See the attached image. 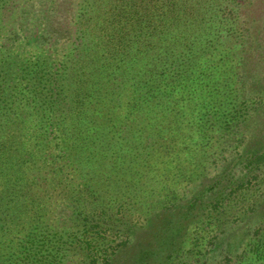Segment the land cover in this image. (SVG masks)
I'll use <instances>...</instances> for the list:
<instances>
[{
    "label": "trees",
    "instance_id": "obj_1",
    "mask_svg": "<svg viewBox=\"0 0 264 264\" xmlns=\"http://www.w3.org/2000/svg\"><path fill=\"white\" fill-rule=\"evenodd\" d=\"M260 109L264 0H0V264H264Z\"/></svg>",
    "mask_w": 264,
    "mask_h": 264
},
{
    "label": "rangeland",
    "instance_id": "obj_2",
    "mask_svg": "<svg viewBox=\"0 0 264 264\" xmlns=\"http://www.w3.org/2000/svg\"><path fill=\"white\" fill-rule=\"evenodd\" d=\"M262 111H263L262 109H260L259 111L254 110V112L257 114V118H260V121L264 122V114ZM261 112H262V114H261ZM246 136H247V140H248L247 145L250 144L251 147L255 148L254 146H256L255 142L257 141V137L258 136L260 138L264 137V129H262V126H259L257 124V122H254V123H252V126L250 127V129L246 131ZM243 142H245V141H243ZM231 144H232V147H230V148H235L237 146V144H239V142L232 141ZM240 145L243 146V144H240ZM238 148L240 149V146ZM238 148L237 149H231V151H229V152L230 153H236ZM207 166H209V165H207ZM237 169H238V171L236 173L237 175H240L241 171H242V173L245 172V167H243V165H241V166L238 165ZM209 170L214 172L213 168H210ZM263 176H264V174H263ZM255 180H254V184L256 185V183H257L259 186V183H258L259 179H258V181L256 180V183H255ZM182 187L180 188V191H179V195H180L181 199L185 198V197L189 198L194 194L195 186L193 185V183L190 186H186L184 188H182ZM261 191H263L262 200H264V184H263ZM156 198H158V197L156 196L155 198L153 197V198L148 199V204L151 205L154 200H159ZM224 209L226 210V208H224ZM232 210H234L233 212H236L234 217L231 218L234 221L236 219H239V216L240 215L242 216L246 212V207H244L243 203H242V206H240V205L235 206ZM66 213H68V212H64V209H62L61 207L60 208L57 207V211H56L54 216L57 215L56 219H58L59 225H61L63 223V221L65 220V218H67L68 215ZM124 214H125L124 219L127 220L128 211L127 212L124 211L123 214H120V216H123ZM130 224H131L130 226H132V229H133V236L130 239L133 240L137 236L144 235L143 232L146 229V227L148 226V219L145 216H141L140 212H137V213H135L134 217L132 218V221H130ZM234 224L235 223H233V225ZM214 233H215V231H214ZM216 233H218V231H216ZM146 237H147V235H146ZM146 237H144V238H146ZM199 248H200V246H198V249ZM200 256H202V255L195 256V261H193L191 264H195V262L198 260V257L200 258ZM182 258L184 259L182 264H185L186 263L185 261L190 259L187 256H184ZM71 259H73V260H71ZM81 259H82V253L76 251L73 254V256H72V254L70 255V260H68V264H70V263L71 264H83V262L80 261Z\"/></svg>",
    "mask_w": 264,
    "mask_h": 264
}]
</instances>
